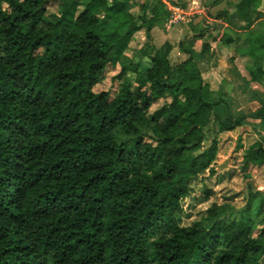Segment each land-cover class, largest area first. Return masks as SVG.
<instances>
[{
	"label": "trees",
	"instance_id": "trees-1",
	"mask_svg": "<svg viewBox=\"0 0 264 264\" xmlns=\"http://www.w3.org/2000/svg\"><path fill=\"white\" fill-rule=\"evenodd\" d=\"M227 3L244 28L264 17L261 0ZM138 8L135 16L128 0H0V264H264L262 191L248 188L240 209L212 202L183 223L195 182L216 175L212 134L249 118L264 125V104L235 116L203 81L187 45L219 23L201 20L206 30L193 28L179 43L186 57L172 63V45L152 35L170 11L161 0ZM259 28L241 53L249 81L264 89ZM108 65L119 67L112 96L93 89ZM262 166L259 135L239 170L248 179ZM212 194L204 183L200 201Z\"/></svg>",
	"mask_w": 264,
	"mask_h": 264
},
{
	"label": "crops",
	"instance_id": "crops-1",
	"mask_svg": "<svg viewBox=\"0 0 264 264\" xmlns=\"http://www.w3.org/2000/svg\"><path fill=\"white\" fill-rule=\"evenodd\" d=\"M181 1H186V5H175ZM200 1L208 3L211 0H174V4L170 8L180 10L186 17L188 16V20H193L198 15V20H209V24L210 21H214L211 18L212 16H210L211 10H227L229 13L228 20L219 22V25H221L220 31H214L213 29L209 30V32L205 31L187 45L189 49L194 51L193 57L201 77L209 85L210 91L224 100L225 105L221 108L227 107L226 110L229 109L235 116L245 113V109L254 112L264 104V89L260 84L249 81L247 67L251 61L249 57L242 55L241 50L247 46V35L249 32L259 28V25H261V19L255 21L249 28H244V20L233 13V7H228L227 5V2L235 3L238 0H233V2L232 0H214L216 2L207 5L205 9H203L204 6H201ZM164 2L168 4L167 1L164 0ZM212 23L214 24L215 22ZM179 25L180 27H177V30L169 31L164 27V29L161 28L163 29L161 31H163V42L167 41L172 45L170 55L177 57L181 61L186 57V54L180 49L179 43L184 39L189 40L192 38L193 31L186 23H179L175 26ZM155 30H158V28L156 27L152 30V35ZM224 30L227 32L224 33ZM219 33L220 36L218 35ZM223 34L229 35L232 39H235V42L229 46H224L220 42ZM203 44H208L209 49L202 54L201 48ZM230 57H233V60ZM253 121L260 123L258 120ZM245 136H248V133H245ZM220 139L221 135L217 140L222 143Z\"/></svg>",
	"mask_w": 264,
	"mask_h": 264
},
{
	"label": "rangeland",
	"instance_id": "rangeland-1",
	"mask_svg": "<svg viewBox=\"0 0 264 264\" xmlns=\"http://www.w3.org/2000/svg\"><path fill=\"white\" fill-rule=\"evenodd\" d=\"M168 2L165 3L164 0H161V2L165 5L167 10L171 11L172 8H170L174 4V0H165ZM201 6H204L203 9L209 4L215 3L216 1L211 0L208 3H203ZM233 2V0H232ZM147 3L148 6L151 5L152 0H128V9H130V12L137 16L139 14V5ZM185 2L181 1L178 4L175 5H186ZM167 5H169L167 7ZM195 5H197L195 3ZM2 8L5 11H8L10 8L7 4L2 3ZM196 11L195 9H193ZM264 11V6L262 8ZM48 15L52 16V18L57 17V7L54 2H50L47 6ZM147 15L149 13V10L146 11ZM220 13V10H211L210 16L217 17V15ZM199 16L197 15L192 21L191 19L188 22H182L186 23L189 28L191 29H202L206 30L201 26L200 19L198 20ZM188 19V16L186 17ZM205 20V19H204ZM191 21V22H190ZM259 29H264V17L260 20ZM179 24V23H178ZM175 24V25H178ZM254 24V23H253ZM172 26L168 28L167 30L172 31L176 29L179 26ZM166 28L165 25H162V27H157L158 30L154 31L153 34V43L156 46L162 45L163 38L162 33L164 29ZM163 28V29H161ZM221 25L213 26V30L220 31ZM177 30V29H176ZM207 31V30H206ZM209 32V30H208ZM227 31L224 30V33ZM173 33V32H172ZM220 36V33L218 34ZM145 38L144 30H140L134 35L133 40L131 41L130 47L125 51V53L122 56V59L126 61L127 63L132 60L134 57V53L137 51V49L143 44ZM240 38V37H239ZM233 46H235L233 44ZM170 59L172 63H177L180 61L177 57H172L170 55ZM119 71V67L116 66L115 68L108 65L105 70L104 77L100 83H98L93 89L96 92L99 91H107L112 96L113 93L117 89L118 81L115 79V75ZM127 75L131 77V80L133 79L134 75L127 73ZM222 112V111H221ZM252 112L248 111V109H245V113L243 114H250ZM223 114V112H222ZM246 124L238 127L230 132H225L220 134L221 135V141L222 143L218 142L219 150L218 154L215 159L214 163V171L216 175L213 177H205L202 179V181H196L194 184V193L196 197L192 199V202L190 200L191 205L185 210V213L183 214V223L189 224L192 221L200 219L204 214L205 210L209 207V205L212 202L221 204L224 202H228L232 209H240L243 205L242 198L246 195L248 188L250 189H256L258 191H262L264 193V166L260 168H254L249 171L250 177L248 179H245L243 177V174L239 170V163L240 158L243 153V148L247 147L249 144H251L254 140L259 138V135H264V125L261 123H256L253 121V119H248L245 122ZM245 133H248V136H245ZM218 133H213L212 137L219 138L220 136ZM208 145V142H205V146ZM239 145H241L239 147ZM206 185L207 188L212 189L213 194L210 196V198L206 201H200L201 196V187ZM258 188V189H257ZM231 198L230 200L225 201V198ZM188 203V199L185 201V207ZM220 218L227 219L228 214L222 213Z\"/></svg>",
	"mask_w": 264,
	"mask_h": 264
},
{
	"label": "built area",
	"instance_id": "built-area-1",
	"mask_svg": "<svg viewBox=\"0 0 264 264\" xmlns=\"http://www.w3.org/2000/svg\"><path fill=\"white\" fill-rule=\"evenodd\" d=\"M188 21L189 20L186 19V15H184L183 12H181L180 10H178L176 8H172V10L170 11V15L168 16L167 20L164 22V25L168 29V28L174 26L175 24L182 23V22H188ZM220 21H222V20L210 21V24H211V22L219 23ZM205 23L209 27H211L213 25V23L211 25L209 24V20H205ZM210 30H212V29H210Z\"/></svg>",
	"mask_w": 264,
	"mask_h": 264
},
{
	"label": "water",
	"instance_id": "water-1",
	"mask_svg": "<svg viewBox=\"0 0 264 264\" xmlns=\"http://www.w3.org/2000/svg\"><path fill=\"white\" fill-rule=\"evenodd\" d=\"M263 6H264V0H261V5L259 9L262 10Z\"/></svg>",
	"mask_w": 264,
	"mask_h": 264
}]
</instances>
